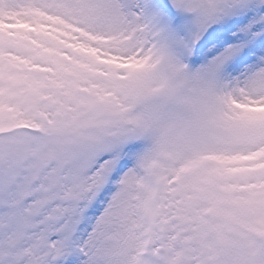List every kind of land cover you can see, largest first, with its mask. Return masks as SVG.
<instances>
[{
  "label": "snow or ice",
  "instance_id": "1",
  "mask_svg": "<svg viewBox=\"0 0 264 264\" xmlns=\"http://www.w3.org/2000/svg\"><path fill=\"white\" fill-rule=\"evenodd\" d=\"M0 264H264V0H0Z\"/></svg>",
  "mask_w": 264,
  "mask_h": 264
}]
</instances>
